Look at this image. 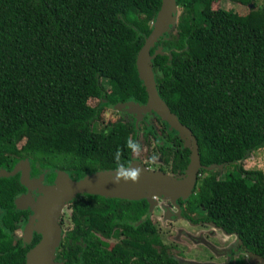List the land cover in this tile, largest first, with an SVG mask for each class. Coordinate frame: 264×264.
Wrapping results in <instances>:
<instances>
[{
    "label": "trees",
    "instance_id": "16d2710c",
    "mask_svg": "<svg viewBox=\"0 0 264 264\" xmlns=\"http://www.w3.org/2000/svg\"><path fill=\"white\" fill-rule=\"evenodd\" d=\"M219 1L177 0L180 26L155 44L151 54H162L153 71L160 96L196 137L201 164L223 166L201 169L194 194L178 201L181 215L237 235L244 251L264 260V172L243 166L264 148V5L232 0L258 7L240 16L213 8ZM161 6L162 0H0V172L29 160L39 166L33 176L44 172L54 186L60 173L81 181L131 164L141 148L132 127L94 125L106 107L147 102L137 58ZM180 138L168 137L173 143L139 161L182 177L191 149ZM19 177L0 178V264H25L27 250L13 248L2 229L18 218L14 200L25 190ZM64 209L70 222L56 262L179 264L146 199L80 194Z\"/></svg>",
    "mask_w": 264,
    "mask_h": 264
},
{
    "label": "water",
    "instance_id": "95a60500",
    "mask_svg": "<svg viewBox=\"0 0 264 264\" xmlns=\"http://www.w3.org/2000/svg\"><path fill=\"white\" fill-rule=\"evenodd\" d=\"M177 12V0H162V6L153 30L138 55L137 68L139 78L148 93L147 102L140 104L136 101H129L126 104L119 105V107H129L131 113L137 114L139 121L143 119L144 114L153 113L167 123L170 129L175 130L180 135L184 145L191 149L190 163L185 174L178 178L172 177L164 172L147 168L139 161H133L128 167L98 172L94 176H87L81 181H73L67 174L60 173L54 186H46L42 181L30 184L29 160L21 161L11 171V174L1 170L0 178L8 175L15 176L19 171H22V184L30 189H38L41 193L38 200H34L28 195L24 196L23 199L21 198V202H17L18 205L27 200L34 208L52 204L51 211L47 214L44 212L43 218L41 217V220H39L44 238L33 254L29 255L28 264H35L30 263L31 260H36V264L41 262L42 264H56L54 258L61 239L59 219L67 204L80 194H95L108 198H128L131 200L146 199L150 204V210L153 209L157 198H164L169 199L179 208V200H187L193 195L201 169L204 168L208 171L216 168L223 169L222 165L206 167L201 164L196 137L192 130L184 125L178 116L171 111L160 96L157 87L153 61L159 54H162V50L158 49L153 55L151 51L159 39L176 25ZM62 174L66 175L64 179Z\"/></svg>",
    "mask_w": 264,
    "mask_h": 264
},
{
    "label": "rangeland",
    "instance_id": "374dc122",
    "mask_svg": "<svg viewBox=\"0 0 264 264\" xmlns=\"http://www.w3.org/2000/svg\"><path fill=\"white\" fill-rule=\"evenodd\" d=\"M258 3L263 6L264 5V1L260 0L258 1ZM218 7H223L226 10H230L240 16H246L249 14L250 10L252 9H258L257 6L255 7H251L250 6H244L241 5L239 3H233L230 0H221L219 2H216L213 4V8H218ZM182 13V8L178 9L177 12V19H176V27H179L180 23H179V18L178 16H181ZM104 85L107 86V82L103 81ZM97 103H95L94 101L91 102V105L95 106ZM110 107V106H109ZM109 107H106L105 109V117L103 119V122L98 121L95 124V129L96 130H100L103 131L105 130H109L111 128L114 127L115 124L119 123L120 121H122L121 118L124 117H128L129 114L135 116L134 113H131L129 110L130 108L127 106H124L123 108H115V109H108ZM123 111V112H122ZM127 111V112H125ZM156 115H154L153 113H146L144 114V117L142 120L145 124H143L142 122L140 123V121L138 120V118L135 116L132 118H130L129 122H132L130 124H125L126 121H122L123 124L127 125L128 128H134V130L131 129H127V130H131V135H136V131H137V135L139 136V142L142 145V148L148 152L147 154H150V149L147 147V145L149 144V142L147 141V135L145 133H148V131L153 132V130L156 132V129L159 127L158 124H155L154 117ZM121 122V123H122ZM164 124L165 127H167V132L171 135H175L176 132L172 129H170L168 127V124L165 122H162ZM147 126L148 129L145 127ZM154 127V129H153ZM103 129V130H102ZM157 134V133H156ZM150 145V144H149ZM153 147H161L162 145H168V142L166 141V138L164 135L162 134H157V137H155V139H153L152 142ZM146 153H142L141 150H138L137 152H135V157H134V161L136 162L139 161L140 159L144 160V156L147 155ZM159 159V158H158ZM133 162V161H132ZM140 162V161H139ZM159 162V161H158ZM243 166L247 169V170H263L264 172V148L256 151L253 155L251 154L247 160H245L243 162ZM156 169V168H155ZM64 177H66L65 174H62ZM223 175V174H222ZM45 179L46 177V173H44L42 175ZM62 179V180H63ZM172 205V203L169 202V200L164 199V198H157V200L155 201V205L153 207L152 210H150V217H152V219L154 220V222L157 224V226L159 227L160 231L163 233L162 237L164 239V241L171 245L174 249H175V254L177 255V257L180 259V261L183 264H206V259H208V257L210 256V252L208 250L209 247L215 248L213 242L209 241L207 239L208 237L211 238H215V239H220L219 242L223 244V242L226 243V240L228 241L227 243V247L229 249H233L234 246H231L229 243L233 242V241H237L238 244L240 243L237 235L235 234H226L224 233L222 230H215L216 228L212 225H193L192 223H190L189 221L186 220H177L175 216H171L172 211L170 210V206ZM175 208H177L176 210V215H179L180 213V209L174 205ZM26 237H27V233H31L35 227V224L33 222V224L31 223H26ZM171 227V228H170ZM174 227V228H172ZM214 230L216 232V234H214ZM164 231V232H163ZM226 239V240H225ZM196 242H198L196 244ZM216 243V242H215ZM219 243V244H220ZM200 244V248L202 245H204L207 249L204 250L205 253H208V256L206 257V259L203 257V255L200 254L199 251V247L198 245ZM222 244H220L221 246H223ZM211 251V250H210ZM181 252V253H179ZM212 252V251H211ZM213 253V252H212ZM214 254V253H213ZM216 255V254H215ZM244 257L243 260H245V264H264V260L261 259L260 257L254 255V254H250L247 252H244ZM226 260L225 258H222L220 260H215L212 262V264H226L225 263Z\"/></svg>",
    "mask_w": 264,
    "mask_h": 264
},
{
    "label": "flooded vegetation",
    "instance_id": "af4514ba",
    "mask_svg": "<svg viewBox=\"0 0 264 264\" xmlns=\"http://www.w3.org/2000/svg\"><path fill=\"white\" fill-rule=\"evenodd\" d=\"M231 2H233L232 0H230ZM240 4V3H239ZM242 5V4H241ZM251 5V7L253 6V7H255V5H254V3H251V4H248V5H244V6H250ZM181 7H179V9H180ZM182 11H183V9H182ZM182 14V13H181ZM178 18L180 19V16H178ZM179 23H180V20H179ZM180 26V25H179ZM175 29H177V27L175 26ZM126 103H128V102H126ZM126 103H122V104H126ZM119 105H121V104H119ZM119 105H116V106H113V107H109L108 109H115V108H120L121 109V107H119ZM124 107V106H123ZM122 107V108H123ZM106 110V109H105ZM123 112V111H122ZM125 112H127V111H125ZM131 116H132V118L133 117H137L138 118V116H137V114H135V116H133V115H130L129 114V116L128 117H124V118H121L122 119V121L124 120V121H126V123L125 124H130V125H132L131 123L132 122H129L130 121V118H131ZM162 120V119H161ZM122 121H120V122H122ZM153 121H155V124L157 123L158 124V128L156 129V132L153 130V132H150V131H148V133H145L146 135H147V141H151L152 139H151V137L148 135V134H153L154 135V138L153 139H155V137H157V134H162V135H164L165 136V138H166V141L168 142V145H169V143L171 144V143H173V142H171V141H169L168 140V137H170V138H172V139H174V138H176V137H180V135L176 132V134L173 136V135H171V134H169L168 132H167V127H165L164 126V124L163 123H161V122H159V120H157V115L154 117V120ZM143 123V124H145L143 121H140V123ZM164 122V121H163ZM123 123V122H122ZM116 125V124H115ZM114 125V126H115ZM94 127H95V125H94ZM147 129H148V127L147 126H145ZM169 127V126H168ZM153 129H154V127H153ZM157 133V134H156ZM138 133H137V131H136V136H137V141H138V143L141 145V143L139 142V136L137 135ZM150 138H149V137ZM181 139V138H180ZM152 142H153V140H152ZM183 143H184V141H183ZM163 146V145H162ZM165 146V145H164ZM147 147L150 149V151L152 150V149H155V148H157V147H153V145H147ZM185 147V146H184ZM158 149V148H157ZM138 150H141V152L142 153H148V152H146L143 148H142V145H141V148L140 149H136L134 152H137ZM148 155V154H147ZM134 157H135V155H134ZM135 159H133V161H134ZM159 160H161V159H156V164H158V161ZM24 161V160H23ZM137 161V160H136ZM21 162V161H20ZM19 162V163H20ZM30 162V161H29ZM18 163V164H19ZM17 164V165H18ZM16 165V166H17ZM37 167H39L38 166V164H36L35 166L34 165H32V163L30 162V168H29V171H28V174H29V180H30V184H35V183H37L38 181L39 182H41L42 181V183L44 184V185H50L51 183L49 182L50 180H49V177H47V175H46V177H45V179H44V177L42 176L43 174H44V172L43 173H40L39 175H37V176H33V174L35 173V170L37 169ZM152 169V168H151ZM18 175L20 176L19 177V179H20V181H21V179H22V171H19L18 172ZM203 175L202 174H200V172H199V176H198V183H199V181H200V177H202ZM198 183H197V186H198ZM21 184H22V182H21ZM22 186H24V188H25V190H23V191H21L16 197H15V200H14V203H15V208H16V213H18V218H17V220H15V225H14V227H10V226H8V225H5V224H2V229L5 231V233H7L8 235H9V237L11 238V246L13 247V248H17L18 246H20V247H22L23 249H26L27 251H26V255H25V264H28L29 262H28V257H29V255L31 254H33V252H34V250L37 248V246L42 242V240H43V238H44V235H43V233H41V230H42V226L40 225V223H39V219H38V213H39V211H38V209L37 208H34V207H32L31 206V204H30V202L27 200V201H25L24 203H22L21 205H18V201H20L21 200V198L23 199V197L24 196H26V195H28V196H30L31 198H33L34 200H38L40 197H41V193H40V191L38 190V189H30V188H27V186H25L24 184H22ZM22 186H20L21 187V189L23 188ZM197 186H196V188H197ZM195 191V190H194ZM194 194V193H193ZM21 202V201H20ZM175 204H172L171 206H170V210L172 211V214H171V216H175L176 217V219L177 220H181V219H183V220H186V221H189L190 223H192L189 219H187L185 216H182L181 215V210H180V213H179V215H176V210H177V208H175V206H174ZM0 210H1V214L3 215V214H5L6 213V211L4 210V209H2L1 207H0ZM65 210V209H64ZM63 210V211H64ZM150 211V210H149ZM63 213V212H62ZM70 222L69 221V218L67 217V216H64V217H62V215H61V217H60V219H59V226H60V229H61V239H60V243H59V245H58V247L56 248V253H55V258H56V255H57V252H58V250L60 249V246H61V244H62V241H63V238L65 237V229H66V227H67V225H66V222ZM154 221V220H153ZM33 222H34V224H35V227H34V229H33V231L31 232V233H27V237H26V223H32L33 224ZM193 225H203V226H206V225H212V226H214L216 229L215 230H222V229H220L218 226H216V225H214L212 222H210V221H207V220H200V222L199 223H197V224H195V223H192ZM171 228V227H170ZM172 228H174V227H172ZM215 230H214V234H216V232H215ZM223 231V230H222ZM224 233H226V234H228L227 232H225V231H223ZM207 239L209 240V241H211V242H213V244H214V246H215V248H212V247H209V249L214 253H212L210 250H208L204 245H202L201 246V248H200V244L198 245V247H199V251H200V254L201 255H203V257L206 259V257L208 256V253H205L204 252V250L205 249H207L211 254H210V256L208 257V259H206L205 261H206V264H212V262L213 261H215V260H220V259H222V258H225V260H226V264H240V263H242V261L244 262L245 260H243V258L244 257H247V256H244V252H247V251H244L243 250V248L240 246V243L238 244V242L237 241H233V242H231V243H229L231 246H234V248L233 249H229L228 247H227V243H228V241L226 240V243L225 242H223V244L222 243H220L219 242V240L220 239H215V238H211V237H208L207 236ZM239 239V238H238ZM240 241V240H239ZM216 242V243H215ZM30 243V244H29ZM198 242H196V244H197ZM222 244L223 246H221L220 244ZM29 244V245H28ZM33 244V245H32ZM168 246H170L171 247V254H172V257L175 259V260H177V262L179 263V264H183L181 261H180V259L177 257V255L175 254V249L171 246V245H169V244H167ZM179 253H181V252H179ZM248 253V252H247ZM216 254V255H215ZM55 258H54V262L56 263V264H63L62 262H56L55 261ZM262 259V258H261ZM30 263H35L36 264V260H31L30 261ZM245 263V262H244ZM38 264H42V262L41 263H38Z\"/></svg>",
    "mask_w": 264,
    "mask_h": 264
},
{
    "label": "bare ground",
    "instance_id": "6f19581e",
    "mask_svg": "<svg viewBox=\"0 0 264 264\" xmlns=\"http://www.w3.org/2000/svg\"><path fill=\"white\" fill-rule=\"evenodd\" d=\"M37 209H38V211H39V213H38V219L39 220H41V217L43 218V214H44V212H46V214L48 213V212H50L51 211V209H52V204L51 205H47V206H43V207H41V208H38L37 207ZM44 210V211H43Z\"/></svg>",
    "mask_w": 264,
    "mask_h": 264
}]
</instances>
